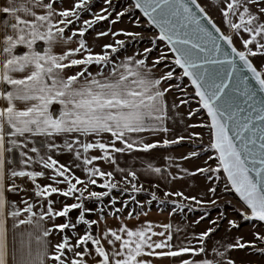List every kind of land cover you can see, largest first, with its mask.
Instances as JSON below:
<instances>
[{"label":"snow or ice","instance_id":"6c2138e0","mask_svg":"<svg viewBox=\"0 0 264 264\" xmlns=\"http://www.w3.org/2000/svg\"><path fill=\"white\" fill-rule=\"evenodd\" d=\"M136 10L151 37L116 27L127 17L143 28ZM170 148H186L178 159L193 168L160 151ZM197 175L198 195L168 187ZM225 193L251 239L219 211ZM155 200L170 217L203 214L175 227L141 219ZM257 244L264 0H0V264H252L241 253L264 256Z\"/></svg>","mask_w":264,"mask_h":264},{"label":"rangeland","instance_id":"374dc122","mask_svg":"<svg viewBox=\"0 0 264 264\" xmlns=\"http://www.w3.org/2000/svg\"><path fill=\"white\" fill-rule=\"evenodd\" d=\"M114 2L116 3L117 7H120V8H124V7L129 6V0H114ZM217 2H218V0H212L213 4H216ZM200 3L202 5H207L208 0H200ZM97 7H99V5ZM210 14L213 15V17L217 20V22H219V18H220L219 13L216 11L215 8L210 9ZM136 15L139 16L144 21L143 28H135L133 25H131V23L127 17H125L124 22L122 24H117L116 27H118V28L119 27H131L135 31H143V34L145 37H151L152 35H154L155 33L152 31V26L147 24L146 18L142 16V14L139 12V10H136ZM105 26H106L105 23L101 22L97 27H98V30H103ZM221 27L226 29V26H224V25H221ZM93 36H94V33H93ZM121 38H123V37H121ZM91 39H92V37L90 36L89 40H91ZM101 39H103V38H101ZM135 46L136 47L147 46V40L142 41L139 45H135ZM237 47H240L239 43H237ZM177 72H179V69H177ZM184 83L187 84L186 79H185ZM188 91L191 92L192 89L189 88ZM192 106L196 107L195 101H192ZM200 119H201L200 117H196L197 121H199ZM202 130L204 132L206 131L205 129H202ZM61 159L63 160V157H61ZM129 163L131 164V163H133V161L129 160ZM160 164L163 165L162 161H160ZM105 167H107V166L105 165ZM116 179L119 180L120 177L117 176ZM141 183H143L144 187L146 189H148L149 191H155V189L151 188L150 185L145 181L144 177H141ZM153 183H155V180H153ZM172 184H173L172 188H182L185 192H187L186 193L187 195H190L192 193H195V194L201 193V192H199V188L197 190V187H196V186H200V185L195 186V179L193 177L186 178L184 180H176V181H173ZM122 186H124V185L122 184ZM162 187H163V185H162ZM93 190L99 191L101 189L95 188ZM113 194L119 195L115 191ZM135 195L137 196L138 199H140L142 201H147L150 199V195L148 192H142V193L135 194ZM157 196L160 197L161 199H163L162 192L157 191ZM126 197H127V194H124V198H126ZM173 199H179V198L173 197ZM223 199L229 200L232 203L230 205H228V204H223L221 201H218L217 203L220 205L219 211H223L226 208L231 217L238 218V220H240L239 216H237L236 213L234 212V208L239 206L238 205L239 197L235 193H232V194L225 193V194H223ZM69 202H73V201L69 200ZM159 203H160V200L152 201L151 205H153L154 207H152L150 210L146 209L148 211V215H150V214L155 215V216H163V215L167 216L168 215V212H169L170 208L172 207V205L169 203L166 210H161L158 207ZM185 203H190V202L185 201ZM197 210H201V209H197ZM217 211H218L217 208H212V207L208 208V213L212 218L216 217ZM202 214H203V211L201 212V214H192V212H189L187 209H185L183 215L178 213L175 217H177L178 219H182V218H185L189 215H192L193 218H197L198 216H200ZM73 215H75V213H73ZM167 217H169V216H167ZM92 218H95V216L93 215ZM158 219H161V218H158ZM153 220L155 223L160 222V221H157L155 218ZM110 222H111V218H110ZM240 222H245V221L240 220Z\"/></svg>","mask_w":264,"mask_h":264},{"label":"crops","instance_id":"0c3cea01","mask_svg":"<svg viewBox=\"0 0 264 264\" xmlns=\"http://www.w3.org/2000/svg\"><path fill=\"white\" fill-rule=\"evenodd\" d=\"M181 111L182 112H186V109H184L183 107L181 108ZM197 121V120H196ZM188 122H194V121H188ZM171 127V125H169ZM183 129H184V125L182 124H178L175 128V131L176 132H183ZM189 131H196V132H204L201 128L197 127L195 129H189ZM183 134L187 135L186 132H183ZM169 137L171 138V133L169 134ZM159 138V137H157ZM160 151H167L173 155H175L177 157V160L176 162L177 163H180L182 166L184 167H188L190 170L193 168V163H185L184 161H180L178 159V156L181 152H185L187 151L186 148H170V149H167V150H164V149H161ZM164 162L162 161V164ZM196 164H200L201 161L200 160H197L195 161ZM171 171L173 173H175L176 169L173 168L171 169ZM195 179V186L196 185H200V186H196L197 187V190L199 188V192L202 191L203 189V179L201 177H199L198 175L196 177H193ZM172 183L168 186L170 188H172ZM174 190H183L182 188H172ZM184 191V190H183ZM185 192V191H184ZM187 192H185L186 194ZM189 194V193H188ZM187 195V194H186ZM190 195H198V194H195V193H192ZM13 198H16V197H13ZM198 214H201V213H198ZM165 216V217H164ZM169 216V215H167ZM166 215H163V216H155V215H147V217H141L142 219L145 218V220H150V221H153L154 222V218L157 220V221H160L159 223L157 224H161V223H167V222H172L173 223V226L175 227V225L177 223H190L193 219V216L192 215H189L185 218H182V219H178L177 217H167ZM158 218H161V219H158ZM238 220V218H236ZM241 223V227H240V232L242 234H245L246 238L247 239H251V231L253 229V224L252 222H240ZM207 225V219L203 222H201V224L199 226H194L196 228V230H200L202 228H204L205 226ZM223 227H226V224L224 226L221 227L220 229V232L222 233L223 232ZM236 230L234 229L233 232H235ZM264 245H260V244H257V247H262ZM241 256L246 259V260H250L252 262V264H264V256H262L260 253H254V254H251V255H247L245 256L243 253H241ZM156 264H171V262L167 259H164V260H157L156 261Z\"/></svg>","mask_w":264,"mask_h":264},{"label":"trees","instance_id":"16d2710c","mask_svg":"<svg viewBox=\"0 0 264 264\" xmlns=\"http://www.w3.org/2000/svg\"><path fill=\"white\" fill-rule=\"evenodd\" d=\"M169 204V203H168ZM168 204L167 205H164V204H161L159 203L158 207L161 209V210H166L167 207H168ZM154 207L153 205L150 206V209ZM202 211L201 210H195V211H192V214H198V213H201Z\"/></svg>","mask_w":264,"mask_h":264}]
</instances>
